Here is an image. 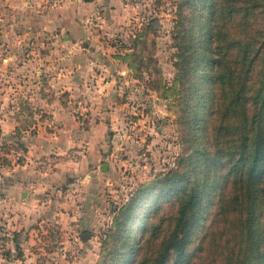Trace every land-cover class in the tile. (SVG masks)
Masks as SVG:
<instances>
[{
	"label": "rangeland",
	"instance_id": "1",
	"mask_svg": "<svg viewBox=\"0 0 264 264\" xmlns=\"http://www.w3.org/2000/svg\"><path fill=\"white\" fill-rule=\"evenodd\" d=\"M58 2L37 0L31 6L26 0H0V183H8L15 166L45 175L61 164L75 167L89 153L85 139L60 150L33 151L30 142L37 129L57 132L52 111L35 101L37 93L48 100L55 94L62 102L72 99L69 110L82 128L90 125L92 112L97 121H104L105 135L96 142L97 164L105 162L107 168L93 172L91 166L80 177L76 168L65 174L55 186L60 190L58 197H64L61 203L41 206L38 214H15L0 200V264H22L23 260L27 261L23 264H118L125 236L119 224L127 216L123 207L139 190L176 167L187 152L181 134L190 116L185 111L193 100L189 96L192 83L183 82L186 71L176 65L184 26L177 23L176 10L184 4L183 0H122V20L109 33L99 35L128 73L114 76L119 87L94 108L80 106L75 92L55 93L48 75L37 73L53 62V47L52 36L44 27L36 28L35 19L45 17ZM107 13L99 7L92 13L98 32L102 29L98 22ZM152 17L156 18L153 25L146 28ZM141 38L145 48L135 55ZM76 148L81 149L71 155ZM42 159L50 161L49 169L40 166ZM69 186L74 190L65 197L61 192ZM3 190L0 187V198H4ZM144 207L139 200L138 210ZM173 209L165 203L153 220ZM83 231L92 235L82 240ZM16 241L22 243L20 249H15Z\"/></svg>",
	"mask_w": 264,
	"mask_h": 264
},
{
	"label": "trees",
	"instance_id": "2",
	"mask_svg": "<svg viewBox=\"0 0 264 264\" xmlns=\"http://www.w3.org/2000/svg\"><path fill=\"white\" fill-rule=\"evenodd\" d=\"M182 4L176 65L192 83L187 152L123 207L117 261L264 264V0ZM138 41L135 55L145 48ZM165 203L173 212L153 220Z\"/></svg>",
	"mask_w": 264,
	"mask_h": 264
},
{
	"label": "crops",
	"instance_id": "3",
	"mask_svg": "<svg viewBox=\"0 0 264 264\" xmlns=\"http://www.w3.org/2000/svg\"><path fill=\"white\" fill-rule=\"evenodd\" d=\"M26 1L33 6L37 0ZM123 5L122 0H60L49 8L45 17L35 19L36 28L44 27L47 29V33L52 36L50 41L53 47V54L50 56L53 58V62L38 70L37 73L38 75H48L49 85L55 93L75 92V101L80 106L88 105L97 108L99 106L97 101H104L110 91L119 87L114 76L126 75L128 68L122 62L118 63V58L111 54V45L105 39L100 38L99 34L109 33L116 26V21L122 20ZM98 7L108 12L106 17L98 22L99 27L102 28L101 32H98L99 29L94 20L90 19L93 18L92 13ZM39 77H35V80L39 81ZM36 84L34 83V86ZM97 91H100L99 95H97ZM36 95L37 104L49 108L50 112L52 111L50 113L51 121L56 124L57 132H49L43 128L37 129L34 141L30 142L33 151L42 153L60 150L73 142L85 139L90 146L89 153L80 159L77 166H71L73 167L71 168L61 164L51 173L45 174L46 176L39 174L38 171H33L31 167L20 169L15 166L11 172L12 176L7 179L8 183L6 184L4 181L0 183V187L4 188L5 193L4 198H0V200H3L15 214L17 211L38 214L41 211L38 210L41 206H49L54 202L61 203L64 197H58L60 190L55 187L57 181L67 173L70 175L75 171V168L77 169L76 175L88 170L91 166L93 172L97 168L104 170L102 169L104 162L97 164L99 148L96 145V142L103 139L105 135L104 121L101 118L97 121L94 112H92L89 118L90 125L87 128H82L80 122L69 110L72 99L70 102L69 100L62 102L56 94L50 100L44 99L38 93ZM83 188L85 187L83 186ZM71 189L72 186H69L61 193L66 197ZM5 215L4 217H6ZM27 238L30 239L28 236ZM20 245L22 243L16 241L15 249H20ZM27 258L32 259L29 255ZM23 263H27V261L23 260Z\"/></svg>",
	"mask_w": 264,
	"mask_h": 264
},
{
	"label": "built area",
	"instance_id": "4",
	"mask_svg": "<svg viewBox=\"0 0 264 264\" xmlns=\"http://www.w3.org/2000/svg\"><path fill=\"white\" fill-rule=\"evenodd\" d=\"M83 148V147H82ZM79 149L81 148H76V149H73L71 151V155H75L76 152L80 151ZM40 163V166L45 170V169H49L48 166L50 164V161L46 160V159H42V160H39L38 161Z\"/></svg>",
	"mask_w": 264,
	"mask_h": 264
},
{
	"label": "water",
	"instance_id": "5",
	"mask_svg": "<svg viewBox=\"0 0 264 264\" xmlns=\"http://www.w3.org/2000/svg\"><path fill=\"white\" fill-rule=\"evenodd\" d=\"M106 167H107V164L104 162L103 165H102V169H106ZM89 236H90V232H88V231H84V232L80 233V237L82 239H86Z\"/></svg>",
	"mask_w": 264,
	"mask_h": 264
}]
</instances>
